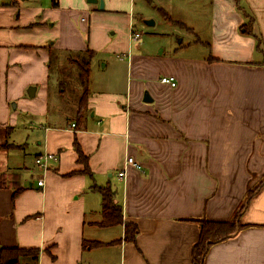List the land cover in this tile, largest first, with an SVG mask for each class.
Wrapping results in <instances>:
<instances>
[{
	"label": "crops",
	"instance_id": "1",
	"mask_svg": "<svg viewBox=\"0 0 264 264\" xmlns=\"http://www.w3.org/2000/svg\"><path fill=\"white\" fill-rule=\"evenodd\" d=\"M156 13L191 30L186 42L155 33L134 39L132 31L142 34L136 17L147 23ZM87 49L84 85L70 60H88ZM164 75L176 86L161 82ZM53 81L74 94L66 115ZM76 142L91 174L80 171ZM4 143L1 245L40 248L37 264H192L195 219L232 218L264 173V0H104L103 8L87 0H0ZM44 152L58 155L47 171L35 162ZM129 156L141 168L127 164L121 177ZM105 185L124 221L137 223L135 241L124 239V224L98 225L102 194L94 186ZM241 221L249 226L212 245L205 264H264V183ZM84 239L104 244L84 248Z\"/></svg>",
	"mask_w": 264,
	"mask_h": 264
},
{
	"label": "trees",
	"instance_id": "2",
	"mask_svg": "<svg viewBox=\"0 0 264 264\" xmlns=\"http://www.w3.org/2000/svg\"><path fill=\"white\" fill-rule=\"evenodd\" d=\"M261 44L262 42L259 40L258 45ZM87 51L89 53L88 60H85L84 62H80L75 59L70 60V62H74L79 66L80 75L84 77L82 78L84 85H86L90 74L89 60L93 54V50L87 49ZM209 58L210 60L214 59L212 56ZM87 91L88 89L85 86V89L79 99V114L87 108ZM8 146H10V144H0V148ZM75 148L78 153V161L84 164L83 169L80 171L91 174L88 165V156L84 153L78 142L75 143ZM73 172H70V174ZM263 183L264 181L259 186L260 188ZM94 188L102 194V219L98 222V225L107 227L111 225L124 224V239L127 241H135L139 230L138 225L135 222L124 221L122 205L115 200L114 190H112L109 185L94 186ZM260 188L252 192L251 187L248 186L246 200L239 206L238 210L234 213V216L230 219L216 220L206 217L195 219L200 224V233L197 241L192 247V264H205L206 255L212 245L230 238L236 231L249 226V224L241 221L242 211L245 209L246 204L251 200V198L260 190ZM20 189L21 188L19 186L15 188L12 195L13 198H15ZM103 244L104 243L102 241L98 240H83L84 248L98 247ZM39 254L40 248L38 247H19L0 244V264H37Z\"/></svg>",
	"mask_w": 264,
	"mask_h": 264
},
{
	"label": "rangeland",
	"instance_id": "3",
	"mask_svg": "<svg viewBox=\"0 0 264 264\" xmlns=\"http://www.w3.org/2000/svg\"><path fill=\"white\" fill-rule=\"evenodd\" d=\"M137 3H138V0H137ZM149 20L154 21V23L148 24L145 21L140 22L138 20V18L136 17L135 23H136L137 28H138V23L142 24L141 28H139V29H141V33H142L141 35L144 34L146 37H151L155 33L158 40H165L166 42L167 41L170 42V40H171L172 44H177V42H179L178 39H181V36H183V37L185 36L184 42H186V39H188V36L185 35V32H186L185 29L187 27L184 26V28H183L182 24L177 25L176 23H173V22H170L167 20H163L161 18V16L157 13L154 16H151V18H149ZM188 31L190 32L191 30L188 29ZM190 34L194 37L193 33H190ZM195 38H196V36H195ZM53 51H57V50H53ZM56 53L60 56V54L58 52H56ZM60 58H62V57H59L58 59H60ZM55 61H57V60H55ZM103 61L105 62V60H102L101 68H102ZM64 66H68V64L65 63ZM118 67L120 68V74L118 76L117 75L116 76L120 77L119 79L121 80L123 77V67H122V65H119ZM109 69H111V68H109ZM104 71H105V69H104ZM113 71H117V68H115ZM66 73H67V71L64 73H58V75H65ZM55 75H57V74H55ZM68 75L73 77V79L74 78L76 79V73H74V74L70 73ZM102 75L104 76V81L108 80L110 78V76L107 72L102 73L101 76ZM82 78H84V77H81V79ZM53 83L56 84L55 85L56 87H54L57 90L56 98H58L59 100H64L63 102H65V105L64 104L62 105V110L60 112L65 113V115H66L67 110H71V108L73 106L71 103V100L73 99V98H71L72 97L71 95H74V94L72 93L71 95H67V94L61 93L59 91V86L57 85V82L53 81ZM53 83L51 82V84H53ZM69 96H71V97H69ZM263 181H264V173L262 175H260L259 177H257L256 179L255 178L252 179V183L248 184V186L251 187L252 192H253V191L257 190L258 188H260L259 186L261 185V183ZM250 182H251V180H250Z\"/></svg>",
	"mask_w": 264,
	"mask_h": 264
},
{
	"label": "built area",
	"instance_id": "4",
	"mask_svg": "<svg viewBox=\"0 0 264 264\" xmlns=\"http://www.w3.org/2000/svg\"><path fill=\"white\" fill-rule=\"evenodd\" d=\"M131 35L134 39L140 38L141 34L139 32H131ZM161 82L169 84L172 87L176 86V78L173 75H164L161 77ZM73 126L75 125L74 123L72 124ZM57 161L58 160V155L52 152H44L42 154H39L35 157V162L38 166H40L42 168V170L47 171L49 169H51L52 167V161ZM126 164L124 165L123 169L119 172V175L121 177L125 176L126 174V168H127V164H133L138 168H141V165L139 163L136 162V160L134 159V157L129 156L126 159ZM37 184L39 186L44 184V179L40 178V180H38Z\"/></svg>",
	"mask_w": 264,
	"mask_h": 264
},
{
	"label": "water",
	"instance_id": "5",
	"mask_svg": "<svg viewBox=\"0 0 264 264\" xmlns=\"http://www.w3.org/2000/svg\"><path fill=\"white\" fill-rule=\"evenodd\" d=\"M87 2L99 3L101 8L104 7V0H87ZM147 23L148 24H152V23H154V21L147 20ZM35 91H36V87L35 86H30V88L28 89V93H29L30 96H34L35 95ZM144 100H147V101L150 100L148 92L145 93Z\"/></svg>",
	"mask_w": 264,
	"mask_h": 264
}]
</instances>
